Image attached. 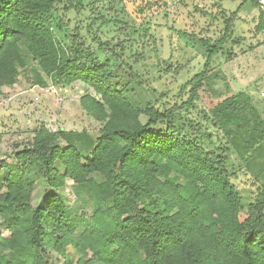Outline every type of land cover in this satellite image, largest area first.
<instances>
[{
    "label": "trees",
    "instance_id": "16d2710c",
    "mask_svg": "<svg viewBox=\"0 0 264 264\" xmlns=\"http://www.w3.org/2000/svg\"><path fill=\"white\" fill-rule=\"evenodd\" d=\"M64 1V10L78 11L85 2L0 0V97L21 78L43 88L79 83L81 109L100 129L42 126L0 159V264H50L49 252L65 264H264V185L245 202L234 183L241 171L264 180V117L214 66L216 57L228 64L234 56L232 21L243 5L219 40H197L203 70L159 92L145 89L117 46L98 41V50L113 54L100 59L78 29L61 40ZM247 2L264 31L258 1ZM261 47L244 58L264 59ZM68 182L90 196L86 220H74L59 194ZM39 185L46 202L35 207Z\"/></svg>",
    "mask_w": 264,
    "mask_h": 264
},
{
    "label": "rangeland",
    "instance_id": "374dc122",
    "mask_svg": "<svg viewBox=\"0 0 264 264\" xmlns=\"http://www.w3.org/2000/svg\"><path fill=\"white\" fill-rule=\"evenodd\" d=\"M243 3L247 6L240 9ZM69 5L64 1L60 6L64 30L56 32L61 40L65 42L66 35L78 29L100 59L113 57V54L98 50V41L117 46L121 59L130 62L146 81L145 89L154 88L159 92L175 90L203 70L207 56L197 40L212 43L219 40L224 35L227 20L240 9L232 21V38L238 41L231 50L234 56L227 64L226 58L220 55L214 59V66L222 65V73L228 77L232 89L247 93L264 117V59L256 55L246 60L243 56L250 47L258 45L262 46L260 56H264V31L257 30L260 11L246 0H85L80 11L64 10ZM104 21L113 22L103 24ZM114 21H121L129 29ZM229 48L231 45L226 46ZM20 82L19 86L4 89L0 97V159L13 156L14 145L27 132L42 126L67 134L87 131L96 135L99 132L100 125L81 109L80 98L85 91L81 84L63 89L51 84L47 88L35 86L27 78H21ZM217 89L225 92V84L220 81ZM211 131L217 136L215 130ZM260 154L264 159V142ZM238 177L234 183L244 201L252 202L264 180L256 181L242 171ZM59 194L74 220L82 216L85 220L88 218L90 212L85 209L91 199L86 189L68 182ZM45 202L44 187L39 185L33 205L44 206ZM3 230L0 227V232ZM76 231L79 234L80 228ZM48 256L50 264H65L54 253L49 252Z\"/></svg>",
    "mask_w": 264,
    "mask_h": 264
},
{
    "label": "built area",
    "instance_id": "2783aa9c",
    "mask_svg": "<svg viewBox=\"0 0 264 264\" xmlns=\"http://www.w3.org/2000/svg\"><path fill=\"white\" fill-rule=\"evenodd\" d=\"M261 11L264 13V0H257Z\"/></svg>",
    "mask_w": 264,
    "mask_h": 264
},
{
    "label": "crops",
    "instance_id": "0c3cea01",
    "mask_svg": "<svg viewBox=\"0 0 264 264\" xmlns=\"http://www.w3.org/2000/svg\"><path fill=\"white\" fill-rule=\"evenodd\" d=\"M243 4H244V3H243ZM243 4H241V5H243ZM245 6H247V4H246V5L244 4L242 8H244Z\"/></svg>",
    "mask_w": 264,
    "mask_h": 264
}]
</instances>
